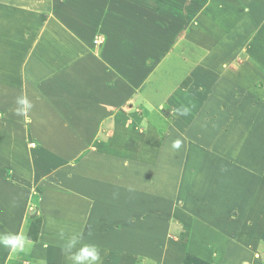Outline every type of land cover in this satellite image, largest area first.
Instances as JSON below:
<instances>
[{
	"label": "crops",
	"instance_id": "crops-1",
	"mask_svg": "<svg viewBox=\"0 0 264 264\" xmlns=\"http://www.w3.org/2000/svg\"><path fill=\"white\" fill-rule=\"evenodd\" d=\"M37 1V14L52 10L50 0ZM80 1L88 4L84 20L79 17L81 11L71 10L62 13L67 21L47 13L49 17L40 16L42 21L37 23L35 14L26 12L27 16L18 17L25 14L26 0H0V264H251L246 259L257 255L256 249L264 253V172L259 173L264 162L258 159L244 165L253 167L252 179L232 180V186L227 179H218L214 199L207 194L208 183L212 184L207 172L190 163L191 174L184 177L185 164L178 160L155 163L146 153H158L177 139L182 150L185 144L203 148L199 142L210 125L203 121L230 116L227 108H215V112L207 108L224 98L214 96L216 88H207L213 83L225 79L232 87L255 90L258 98L264 95V0H206L199 7L193 5L195 0H185L182 18H176L179 23L173 43L166 51L158 28L136 35L132 29L109 34L106 23L96 16H111L112 3L104 1L98 8L92 2ZM229 8L235 11L231 18L226 17ZM70 14L77 17L74 24L68 22ZM182 22L186 23L183 32ZM11 24L17 29L6 31L5 25ZM90 30L96 31L94 35ZM134 55L152 57L145 61L153 65L147 73L149 87L134 81L138 76L132 64ZM171 56L170 64L182 56L189 63L183 76H174L168 68ZM154 65L168 68L164 74L173 75L172 82L178 84L173 88L183 93L179 100L168 102L169 110L177 113L173 122L163 113L165 98H157L165 85L160 83L163 74L153 78ZM188 72L193 78L186 85ZM199 73L205 76L206 88L200 84ZM221 94L227 98V92ZM184 95H193V101ZM20 96L32 103L30 123L15 114ZM258 98L257 103L264 106ZM183 107L190 109L187 115L178 113ZM230 120L237 122L234 117ZM33 140L38 142L36 153ZM145 156L151 159L150 164ZM139 157L140 163H136L134 158ZM116 159L126 165L124 177L133 167L135 174L140 172L141 182L135 184L129 176L122 180L114 169ZM155 177L161 198L149 206L148 196H155L149 189L150 180ZM183 184L188 208L182 207L185 214L181 216L191 217L187 223L192 230L187 237L188 249L174 240L173 229L165 228L163 214L168 207V216L178 219ZM221 200L236 208L237 219L253 224L248 231L240 230L237 222L224 215L223 229L234 232L236 240L217 233L219 225L208 215L213 202V213L217 210L222 215L224 211L218 208L224 204L218 205ZM202 204L206 213L200 215ZM154 209L161 211L158 224L149 216ZM37 219L38 237L31 239L28 233ZM234 225L237 230H233ZM16 233L26 237L23 253H12L3 244L7 235ZM73 237L76 243L70 246ZM85 245L98 248L99 261L73 259ZM218 247L224 252L213 257L212 251ZM242 249L246 253L241 257L238 253ZM259 262L264 264V260Z\"/></svg>",
	"mask_w": 264,
	"mask_h": 264
},
{
	"label": "rangeland",
	"instance_id": "rangeland-1",
	"mask_svg": "<svg viewBox=\"0 0 264 264\" xmlns=\"http://www.w3.org/2000/svg\"><path fill=\"white\" fill-rule=\"evenodd\" d=\"M13 1V0H12ZM27 3L23 5V10H25L24 15H19L18 17L25 16L28 14H35L33 17L34 20L38 21L37 23L41 22V17L47 18L49 17L47 13L50 14H56L57 17L66 20L67 18L62 15V13L65 12H73L78 13L81 11V14L79 15L81 20L84 14H86L88 11L85 6H88V4H85L81 2L80 0H61L63 3L59 0H50L53 2V8L52 10L44 9L40 13L37 14L39 11V1H37V5L35 6L36 1L34 0H26ZM84 2H92L94 3V6L98 5V8L100 5H102V2L106 1L108 4L112 3L111 11L112 14L110 15H104L99 14L96 16V19L98 21H104L105 24V32L109 34H125L128 29H132L131 32L138 34L142 31H149V32H155L156 29L159 31H162L163 33V41L164 42V51H166L173 42H171L174 37L173 33L175 28L177 27V23H179L176 18L180 16L182 18V12L184 11L183 7L185 4V0H83ZM205 1V2H204ZM188 3V2H187ZM186 3V4H187ZM200 3L206 4V0H195L193 2V5L195 7H199ZM91 4V3H90ZM148 4V5H147ZM33 7L31 11L30 8ZM37 8V9H36ZM193 8V6L191 7ZM62 9V10H61ZM79 10V11H78ZM196 9V11H198ZM29 11V12H28ZM27 12V13H26ZM67 15V14H66ZM71 18H68V22L71 24H74L77 21V17L73 18V14ZM235 15V11L232 9H228L226 12V17L231 18V16ZM27 16V15H26ZM41 16V17H40ZM31 17V16H30ZM70 20V21H69ZM186 23L182 22V26H184ZM5 30L9 32L15 31V28L17 29V26L14 24L5 25ZM144 28H146L144 30ZM255 30V29H254ZM95 30H90V33L94 35ZM100 33V30H98ZM184 31V28L182 27V32ZM34 34L37 32V30H33ZM96 32V31H95ZM254 32V31H253ZM29 34H32L31 30H28ZM252 33V32H250ZM37 34V33H36ZM97 37V36H96ZM140 37V36H139ZM141 38V37H140ZM159 40L161 41L162 38L160 37ZM183 54V53H182ZM167 61V65H169L168 68H172L174 71V76H179L184 74V71L190 66L188 62L184 61L183 56L182 58H175V61L170 64L173 61V56L169 57ZM152 60L151 56H141L138 57L136 55L132 58V64L136 66L137 69V77L135 76L134 81L137 80L135 83L138 82H144L149 85L151 84L149 82V79L147 77V73L150 71V69L153 68L152 64H146L145 61ZM155 66V65H154ZM166 67L161 66H155V70L153 69V75L154 79H158V75L163 74L162 79L164 81H160L162 85H165V89H163V94L160 97L157 98H165L166 104L162 107L163 113L169 118V121L173 122L174 120V114H177L176 111H170L169 110V103L171 101H176L181 98L183 93L179 92V89H174L173 87H177L178 84H175L172 82L173 75H166L163 71L168 69ZM159 69V70H158ZM201 73H199L200 75ZM220 74V71L219 73ZM197 74V76H199ZM184 79V84H188L193 78V75L191 73H186ZM204 75H200L201 81L200 84L202 87L206 88L207 82L204 81ZM156 79V80H157ZM161 80V79H160ZM259 85L260 87H262ZM169 86V87H168ZM215 89L216 88V95H214L217 99L222 98L221 100L217 102L210 103L207 108L211 109L212 112H215V108L220 109H229V119L226 117H223L222 120L214 121L211 120V117H208L207 121L204 120L203 123H208L209 128L205 129V132H203L202 136V142H199L201 147L203 148H197L194 145L188 146V144H185V147H180L179 149H174L171 145L161 148V150L157 153V150H151L146 155L152 156L154 158V161H160V162H166L167 161H179L181 164H185L186 168L182 169V176L186 177L187 175L191 174L189 172V165L190 163L195 165L197 168H201L203 171L208 173V176L212 179V184L208 183V192L207 194L210 196V198H214V192H215V186L220 181L218 179H227L229 182V185L232 186V180L237 179H243L250 177L251 179L254 177L253 175V167L244 168V165H250L252 160L258 161V159L263 163L264 162V106L262 103H257V95L255 90L251 89H244L243 86L236 85L235 87H232L228 84V82L224 79L222 83H213L207 88ZM181 88V87H180ZM264 89V86H263ZM174 90L176 92H174ZM206 90V89H204ZM218 90V91H217ZM149 91V90H148ZM201 91V90H199ZM203 91V90H202ZM223 92H227V98L224 96V94H221ZM203 94L197 93V96H201ZM184 98L189 101H193L194 96L191 95V97L184 95ZM260 98V99H259ZM259 100L264 103V95L259 96ZM203 99H205V96L203 95ZM216 100V99H215ZM187 105H188V101ZM168 103V104H167ZM258 104V105H257ZM172 107V106H171ZM240 107H243L246 111H240ZM234 117V120L237 122L231 121L230 118ZM189 122H186L188 124ZM231 127H230V126ZM167 121H165L164 131L167 129ZM241 126V127H240ZM226 129L228 132H226ZM188 130V127L186 128ZM243 132H246V135L242 134ZM187 141H189V138H186ZM190 139L193 140V137ZM206 139V140H205ZM165 138V142H166ZM213 140V141H212ZM207 141V142H206ZM211 141V142H210ZM31 146H33L34 153H36V150L38 148V142L31 141ZM208 144H206V143ZM186 143V142H185ZM190 143V142H189ZM212 143V144H211ZM246 150V151H245ZM245 151V152H244ZM158 155V157H157ZM135 157V156H134ZM255 157V159H253ZM140 157L139 159H135L134 161L136 163H140ZM145 159L149 161V164L151 162V159L147 158L145 156ZM118 163H116V167L114 168L117 170V174L121 173L122 180L126 178V176H123V171L125 170L124 167L126 165H123V163L116 159ZM263 167V165H262ZM126 168V167H125ZM145 170V169H144ZM128 176L131 178L133 183H139L141 182V177L139 176L140 172L135 174V171L133 167L131 169H128ZM139 171V170H138ZM156 171V169H155ZM168 171V169H165V173ZM264 172V168H261L260 174ZM13 174V173H12ZM141 175V174H140ZM262 175V174H261ZM127 176V178H128ZM157 177V176H156ZM154 178L150 180L152 184L149 185L150 192H153L152 194H155V196H148L149 206L151 204H154L157 199L161 198L157 194L156 190V183L155 181L157 178ZM193 177H196L195 175ZM196 179V178H195ZM217 179V180H216ZM128 180V179H127ZM197 180H200V182L203 180L202 178H197ZM211 182V181H208ZM214 185V187H212ZM164 186V185H163ZM196 186H199V183H196ZM185 187V184L182 185V191L180 193L181 201L178 203L177 208V216L178 219L174 218V216H168V213L170 212V208L166 207L164 214L165 219V228L169 226L170 231L173 229L172 236L174 237V240L178 242H182L184 247L188 249L189 244L187 237L191 235L192 230L191 227L187 224L191 217H189L186 214V217L181 216L185 213L182 212V207L185 209L188 208V197L186 193H184L183 189ZM228 188V187H227ZM170 188L167 187V190H164L165 195H168V190ZM223 193H227L228 189H222ZM39 191L34 194L38 195ZM226 195V194H225ZM227 197L229 195H226ZM217 196L215 195L216 199ZM225 201L221 200L218 205L221 203H224ZM176 204V203H175ZM216 202H213L212 205H209V217H212V220L219 225V229L217 233L219 234H225V237L227 240H236L234 232H227L224 228V225L222 224L224 215L227 214L226 217L229 219L234 220L237 222V226L240 230L246 229L248 231L250 228H252L253 224L248 220V222L244 221L242 222L241 218L238 217V219L235 217L237 216V211H233V209L236 210L234 206L228 205V203H224L222 206H219L218 208L224 212H222V215L217 214V210L213 213V209L215 207ZM197 212V211H196ZM160 213L161 211H156L155 209L153 211L150 210L149 216L154 217V224H158L156 222V219H160ZM206 213V210L203 208V204L201 205V211L200 215H203ZM230 214V217L228 216ZM163 219V220H164ZM185 219V220H183ZM182 220V222H180ZM205 221V220H204ZM186 222V223H185ZM206 222V221H205ZM39 221L38 219L33 222L32 226L30 227L28 237L31 239L37 238L39 233ZM167 223V224H166ZM226 223V222H225ZM252 224V225H251ZM185 226V227H184ZM203 226V224H202ZM237 226L234 225L232 228L233 230H237ZM248 226L250 228H248ZM177 229V231H175ZM195 229V228H194ZM183 232V234L179 232ZM28 232V230H27ZM241 232V231H240ZM180 234V235H179ZM33 235V237L31 236ZM190 237V236H189ZM235 237V238H234ZM231 242H227V245H230ZM224 248V247H222ZM213 257L219 256L218 254L224 252V250L220 249V247L215 248L214 251H212ZM252 252V250H251ZM246 253V249H242L238 255H241V257ZM254 253L250 256V258H247L246 260L250 259L251 264H261L259 260H264V253L260 249H256ZM245 260V261H246ZM254 260V261H253ZM244 261V262H245ZM253 262V263H252ZM230 264V263H228Z\"/></svg>",
	"mask_w": 264,
	"mask_h": 264
},
{
	"label": "clouds",
	"instance_id": "clouds-1",
	"mask_svg": "<svg viewBox=\"0 0 264 264\" xmlns=\"http://www.w3.org/2000/svg\"><path fill=\"white\" fill-rule=\"evenodd\" d=\"M16 104L19 105V107L15 108V114L23 116L25 122L30 123L31 121L28 117V112L32 108V103L27 99V97L20 96L17 97ZM177 111L180 115H187L190 109L188 107H183ZM181 143V140L177 139L173 141L172 147L174 149H179ZM60 234L63 235V230H61ZM75 243L76 237H73L70 241V246L75 245ZM3 244L8 247L12 253H23L26 249V237L20 233L7 235L3 240ZM73 259L77 262H83L85 260L96 262L100 260V253L95 245H85L78 250Z\"/></svg>",
	"mask_w": 264,
	"mask_h": 264
},
{
	"label": "trees",
	"instance_id": "trees-1",
	"mask_svg": "<svg viewBox=\"0 0 264 264\" xmlns=\"http://www.w3.org/2000/svg\"><path fill=\"white\" fill-rule=\"evenodd\" d=\"M32 237H33V235H31ZM34 239H36V238H34Z\"/></svg>",
	"mask_w": 264,
	"mask_h": 264
},
{
	"label": "built area",
	"instance_id": "built-area-1",
	"mask_svg": "<svg viewBox=\"0 0 264 264\" xmlns=\"http://www.w3.org/2000/svg\"><path fill=\"white\" fill-rule=\"evenodd\" d=\"M32 143V142H31ZM32 145H33V143H32ZM34 146V145H33Z\"/></svg>",
	"mask_w": 264,
	"mask_h": 264
}]
</instances>
